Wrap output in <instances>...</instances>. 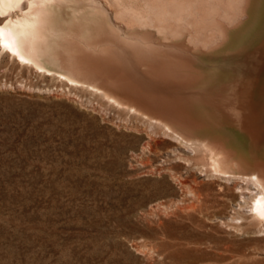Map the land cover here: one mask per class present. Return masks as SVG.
Masks as SVG:
<instances>
[{
    "label": "rangeland",
    "instance_id": "obj_1",
    "mask_svg": "<svg viewBox=\"0 0 264 264\" xmlns=\"http://www.w3.org/2000/svg\"><path fill=\"white\" fill-rule=\"evenodd\" d=\"M262 1L14 3L8 16L20 24L7 27H23L38 60L117 92L121 108L1 51L0 264H264V220L239 206L237 182L207 174L205 154L175 147L142 121L202 140L226 175L264 181V168L239 164L250 155L243 146L227 141L226 156L214 124L199 127L180 114L185 106L148 86L155 77L189 85L195 76L169 50H227ZM260 139L264 150V129Z\"/></svg>",
    "mask_w": 264,
    "mask_h": 264
},
{
    "label": "bare ground",
    "instance_id": "obj_2",
    "mask_svg": "<svg viewBox=\"0 0 264 264\" xmlns=\"http://www.w3.org/2000/svg\"><path fill=\"white\" fill-rule=\"evenodd\" d=\"M17 1L0 0V16L6 17L15 11L14 3ZM9 22L20 24L15 16H8V19L0 24V53L1 51L6 52L16 58L19 63L34 67L33 70L38 72L54 74L71 86L83 87L97 94L109 105L117 109L121 108L113 99L106 97L91 85L81 83L67 74L46 67L40 59L35 57L34 51L29 47L28 39L23 34V27L17 25L18 30L10 31L11 28L7 27ZM235 42L227 50L206 56L191 54L188 57L184 54L190 53L189 50H185L183 54L180 48V50L170 49L169 51L176 55H182V59L185 60L195 79L189 85L172 87L157 77L153 80L148 78V86L176 105L185 106V112L180 114L190 117V120H193V123L199 127L204 129L206 124H214L220 132V137L218 136L220 150L226 156L233 154L229 147L223 145L227 141H235L243 146L250 155L247 163L242 162L240 157L241 163L239 164H246L257 170L264 168V150L260 139L261 131L264 129V0L253 22L238 34ZM123 108L126 114L138 116L132 108ZM142 121L149 127L150 133L156 132L157 135L160 132L161 135H168L171 138L169 140L177 145L175 147H182L188 151L191 150L192 153H198L199 158L205 154L206 158L200 162L203 171L205 170L207 174L208 172L217 174L224 177L225 180L230 179L231 182L236 181V186L240 190L238 195L241 203L239 206H246L250 211V216L255 220L260 222L264 220V190L257 177L226 175L209 163L208 150L202 140L188 142L160 122L145 117L142 118ZM150 147L151 143L148 141L147 150ZM221 188L223 189L222 185Z\"/></svg>",
    "mask_w": 264,
    "mask_h": 264
},
{
    "label": "crops",
    "instance_id": "obj_3",
    "mask_svg": "<svg viewBox=\"0 0 264 264\" xmlns=\"http://www.w3.org/2000/svg\"><path fill=\"white\" fill-rule=\"evenodd\" d=\"M54 25L52 27V30H54ZM71 28H75V26L71 27ZM71 28L69 30H72ZM84 83L91 85L92 87H94L95 89L99 90L100 92H102L106 96H110V98L113 99V100L115 99L114 96L116 94H118L117 92L110 90L108 87L99 85V84H97L95 82L87 81V82H84ZM258 181L261 183L262 188L264 190V181L263 180H258Z\"/></svg>",
    "mask_w": 264,
    "mask_h": 264
}]
</instances>
